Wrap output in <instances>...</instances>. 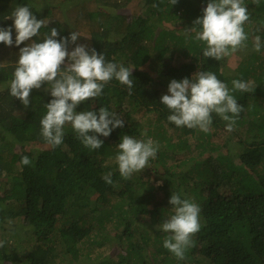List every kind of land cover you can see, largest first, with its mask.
Wrapping results in <instances>:
<instances>
[{"label": "trees", "instance_id": "16d2710c", "mask_svg": "<svg viewBox=\"0 0 264 264\" xmlns=\"http://www.w3.org/2000/svg\"><path fill=\"white\" fill-rule=\"evenodd\" d=\"M208 2L0 0V27L12 25L4 17L17 5H28L37 19L50 21L41 33L52 27L60 37L76 31L77 43L133 68L132 95L113 79L100 97L76 109L106 107L121 116L124 127L99 136L102 147L90 151L66 125L63 143L53 148L40 134L44 105L52 99L44 91L47 85L30 92L27 109L10 95L19 48L27 42L0 43V264H264V46L263 52L249 54L232 78L223 59L203 56L205 45L193 39L194 33L168 29L175 21L191 28ZM243 2L250 17L244 25L247 47L257 35L264 45V0ZM254 22L262 28L254 29ZM12 35L15 41L14 29ZM74 46L69 44V51ZM185 55L187 61L174 63ZM156 68L162 75L158 81L149 75ZM198 70L215 73L230 90L234 79L251 82L250 91L231 93L244 108L235 125L241 129L226 131L215 113L208 133L167 120L171 113L160 103L161 95L171 80L190 79ZM125 134L159 145L156 158L128 180L121 178L114 159ZM23 156L32 163L21 164ZM108 172L112 185L103 179ZM171 193L201 209L195 246L184 260L163 247L168 234L156 227L173 212ZM145 217L150 219L143 223ZM108 222L117 230L110 231ZM106 246L119 256L106 254ZM98 252L104 257L93 263Z\"/></svg>", "mask_w": 264, "mask_h": 264}, {"label": "clouds", "instance_id": "9594fccd", "mask_svg": "<svg viewBox=\"0 0 264 264\" xmlns=\"http://www.w3.org/2000/svg\"><path fill=\"white\" fill-rule=\"evenodd\" d=\"M162 2V0H161ZM258 3V0H254ZM175 5L177 0H169ZM154 8L157 4L152 5ZM5 20H12L8 27H0V43L6 46L26 45L19 48L18 59L12 80L10 95L19 99L27 109L30 92L46 84L45 92L52 99L44 107L46 114L40 120V134L53 148L63 143L65 126L70 125L76 138L88 150H99L104 141L99 136L108 137L115 128H123L125 121L116 112L106 107L96 110L76 111L83 102L94 100L103 94L105 86L115 79L126 85L128 95H132V70L122 64L106 61L102 52L98 53L89 44L77 43L80 35L71 31L60 37L57 28L41 33L50 21L37 19L30 7L17 5ZM250 19L243 0H209L203 15L193 21L185 34L194 33L193 39L202 42L203 56L220 61L247 47L248 34L244 25ZM13 29L15 41H13ZM36 39H32V38ZM59 37V39H58ZM69 44L75 45L69 51ZM261 37L253 38V50L262 48ZM251 82L241 79L232 81L230 90L211 71H197L192 77L173 79L168 84L167 93L162 94L160 103L170 110L167 120L177 127L199 129L204 133L211 130L212 114L218 115L225 124V130L234 131L240 113L244 110L232 92H248ZM146 136V133H142ZM158 142L151 138L137 139L123 135L117 145L115 163L124 180L134 173L147 168L150 159H155ZM28 156L21 158V164L30 165ZM106 184L112 185V172L103 176ZM169 204L172 214L156 227L167 233L163 247L178 260L186 258V251L195 246L193 236L200 230V207L194 201L182 199L179 193H171ZM4 241H0V247Z\"/></svg>", "mask_w": 264, "mask_h": 264}, {"label": "rangeland", "instance_id": "374dc122", "mask_svg": "<svg viewBox=\"0 0 264 264\" xmlns=\"http://www.w3.org/2000/svg\"><path fill=\"white\" fill-rule=\"evenodd\" d=\"M262 9V11H264V7H262L261 8ZM57 14H59V10H57ZM261 17H263V16H260L259 18V21L262 23V18ZM250 21H248V23H249ZM187 27H185V25H184V23L183 22H181V21H175V22H170L169 24H168V29H170L171 31H176L177 32V34H184L185 32H184V29H186ZM262 28V25L261 24H257V23H255L254 22V29H261ZM189 34V33H188ZM171 41L173 42L174 41V39H171ZM261 52H263L262 51V48H261V50H260ZM252 52H255L254 50H253V46H250V47H245V48H243V49H241V50H238L237 52H235L233 55H231V56H229V57H226V58H224L223 59V63H224V66H225V72H227L232 78H235L236 76H237V72H235V70H236V68L238 67V65L245 59V60H248L249 58H248V55L249 54H251ZM187 59H189L188 58V56L187 55H185V56H183V57H181L180 59H176V61L174 62V63H177V62H184V61H187ZM149 75H151L152 76V78L154 79V81H158V80H160L161 78H162V75L159 73V71H158V69L156 68V69H153L152 71H150V73H149ZM167 94V93H166ZM235 128H237V129H241V127L239 128V127H235ZM176 128L175 127H172V128H170V130L171 131H174ZM30 146V145H29ZM28 146V147H29ZM30 148V147H29ZM179 159L180 158H178V161H179ZM162 183V181L161 180H158V182H155V184H157V185H159V184H161ZM161 193V192H160ZM162 194V193H161ZM151 209H152V213H156V208L154 207V205L151 207ZM153 209H155V210H153ZM147 217H145V218H142V222L144 223V222H147L148 221V219H150V217H148L147 219H146ZM115 225V224H114ZM109 229H110V231L111 230H113V231H116L117 229L115 228L116 227V225L115 226H113V223H111V222H108V226H107ZM105 232H108V230L107 229H105L104 230ZM135 231H137L136 229H135ZM152 231H153V229H152ZM99 246L100 245H98L97 243H94L93 244V247L94 248H97V250H100V251H102L100 248H99ZM115 246V245H114ZM103 248H105V246H102ZM106 247H110V250H108V252H106V254H108V253H110V254H112V255H115L116 257L117 256H119V254H118V250L115 252V247H112V246H106ZM112 249V250H111ZM99 253V255H96L95 254V256L96 257H94L93 259H92V262L93 263H98L99 262V260H101V257H104V254L102 253V252H98ZM88 262H90V261H88Z\"/></svg>", "mask_w": 264, "mask_h": 264}]
</instances>
